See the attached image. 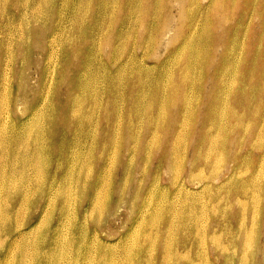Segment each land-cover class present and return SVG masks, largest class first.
Instances as JSON below:
<instances>
[{
  "label": "rangeland",
  "instance_id": "374dc122",
  "mask_svg": "<svg viewBox=\"0 0 264 264\" xmlns=\"http://www.w3.org/2000/svg\"><path fill=\"white\" fill-rule=\"evenodd\" d=\"M0 264H264V0H0Z\"/></svg>",
  "mask_w": 264,
  "mask_h": 264
}]
</instances>
